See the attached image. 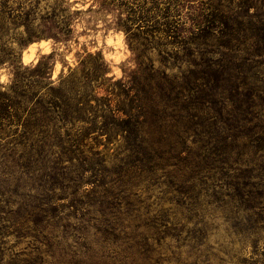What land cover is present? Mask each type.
<instances>
[{
  "label": "trees",
  "instance_id": "16d2710c",
  "mask_svg": "<svg viewBox=\"0 0 264 264\" xmlns=\"http://www.w3.org/2000/svg\"><path fill=\"white\" fill-rule=\"evenodd\" d=\"M41 1L0 0V264H264V0H117L134 68L56 79Z\"/></svg>",
  "mask_w": 264,
  "mask_h": 264
},
{
  "label": "rangeland",
  "instance_id": "374dc122",
  "mask_svg": "<svg viewBox=\"0 0 264 264\" xmlns=\"http://www.w3.org/2000/svg\"><path fill=\"white\" fill-rule=\"evenodd\" d=\"M53 2L42 0L40 6L45 7ZM118 5L117 0L110 3H102L100 0H63V6L72 18L70 39L55 42L51 38H41L27 43L20 49L22 65L31 67L42 56L54 52L52 78L56 79L61 73H67L69 68L81 65L82 61L85 62L83 65H90L87 55L98 52L109 67L107 75L122 77L124 71L134 68L135 54L129 48L125 33L115 28L118 20L127 15ZM187 11L188 8L183 9V17L189 14ZM184 67L181 65V69ZM172 71L177 73L178 69L175 67ZM10 79L11 71L7 65L2 66L0 83L7 85Z\"/></svg>",
  "mask_w": 264,
  "mask_h": 264
}]
</instances>
